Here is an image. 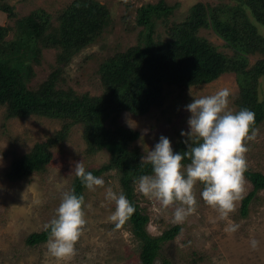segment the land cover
<instances>
[{
	"label": "trees",
	"instance_id": "1",
	"mask_svg": "<svg viewBox=\"0 0 264 264\" xmlns=\"http://www.w3.org/2000/svg\"><path fill=\"white\" fill-rule=\"evenodd\" d=\"M235 6H210L199 3L188 15L171 24L164 20L169 40L152 36L153 20L168 19L177 8L161 0L138 9V25L148 30L145 41L106 59L99 68L103 92L99 96L79 95L72 88H58L62 67L73 57L92 45L109 24V11L96 0H74L52 23L51 15L37 10L16 20L14 27L0 25V109L4 119L26 120L42 117L59 120L61 130L44 142L37 143L26 154L16 157L7 173L11 181L29 179L47 170L52 164L53 150L67 141L71 129L83 128L86 153L96 155L106 150L109 162L88 169L94 176L116 171L120 176L123 194L136 211L126 222L129 231L140 243L141 264H156L163 259V248L180 234V226L164 230L160 236L148 231L150 216L135 200V186L142 175L153 174L152 166L141 163L144 156L133 143L141 133L120 125L121 114L128 112L145 116L161 109L167 95L181 93L191 87H201L234 73L240 86L235 101L237 111L249 109L255 113L256 126L264 122V102H260L258 88L264 83V0H236ZM0 13L15 19L14 7L0 0ZM210 30L224 42L220 51L206 37ZM13 32L14 38L6 41ZM57 51L58 67L39 88H29L36 75L35 64L41 63L44 50ZM249 57L257 61L251 65ZM170 90V91H169ZM180 138L172 147L174 153L187 151ZM187 164L189 161L185 160ZM246 179L253 190L242 199L241 215L247 216L257 194L264 191V174L247 169ZM87 188L75 176L70 192L83 196ZM126 226V224L124 225ZM50 229L28 236L26 243L37 246L48 242ZM163 264H170L164 260Z\"/></svg>",
	"mask_w": 264,
	"mask_h": 264
},
{
	"label": "rangeland",
	"instance_id": "2",
	"mask_svg": "<svg viewBox=\"0 0 264 264\" xmlns=\"http://www.w3.org/2000/svg\"><path fill=\"white\" fill-rule=\"evenodd\" d=\"M74 0H5L14 7L15 19L0 13V25L14 27L16 20L43 10L51 15L56 23L59 15ZM109 11V24L94 43L73 57L71 62L62 67V79L58 88H72L79 95L102 94L99 76L100 65L116 53L142 44L148 30L138 25V9L148 3L157 4L161 0H96ZM167 6L178 5L168 19L153 20L152 36L163 41L169 40V33L164 22L170 24L183 20L190 9L199 3L215 6L226 4L235 6L236 0H163ZM264 34V29L262 31ZM201 36L214 43L220 51L226 50L224 42L210 30H203ZM10 32L6 41L12 40ZM57 51L44 50L41 63L34 65L36 75L29 83V88L37 89L58 67ZM253 65L256 57H249ZM231 91L230 108L237 112L235 101L241 91L237 76L228 73L218 80L188 88L183 93L175 90L167 95L161 109H154L145 116H135L128 112L121 114V126L138 131L141 136L133 143L143 155L154 150L161 136L168 138L172 147L180 138L181 132L190 131L188 120L191 113L186 110L193 98L212 95L221 88ZM170 91V90H169ZM260 102H264V83L258 88ZM63 123L42 117L26 120L4 119V109H0V264H141L139 260L140 243L129 231V227L116 229L109 220L115 211V203L107 199L106 189L123 193L120 176L116 171L104 173L100 178L105 181L103 188L95 191L87 189L85 196L86 227L77 242L76 254L70 260L59 261L48 252L47 243L29 246L26 239L33 233L44 231L45 225L56 217L64 192H70L75 178L74 165L83 161L86 170L100 167L109 162L108 151L96 155L86 153L83 128L75 126L69 138L53 150L52 164L46 171L33 174L23 181H11L8 170L13 160L28 153L35 144L41 143L61 130ZM259 134L255 141L247 142L248 170L264 174V122L258 126ZM245 196L252 190V184L245 177ZM202 184H197L194 191L198 201L197 209L181 223L174 222L173 209H164L158 202L146 198L137 191L135 200L143 212L150 216L148 231L153 236H160L172 226L182 228L180 234L163 248V259L170 264H264V191L257 194L249 207L247 216L241 215L242 200L236 204L235 212L227 220L220 219L218 211L209 207L201 196ZM243 197V198H244ZM237 225L235 232L225 231L230 225ZM258 242L256 248L252 241Z\"/></svg>",
	"mask_w": 264,
	"mask_h": 264
},
{
	"label": "clouds",
	"instance_id": "3",
	"mask_svg": "<svg viewBox=\"0 0 264 264\" xmlns=\"http://www.w3.org/2000/svg\"><path fill=\"white\" fill-rule=\"evenodd\" d=\"M230 96V89L225 87L212 95L193 98L186 106L191 113L190 131H182L181 136L186 137L187 151L174 153L170 140L161 136L154 150H148L141 159V163L152 166L153 174L139 177L137 191L162 208L173 209L176 223L196 211L194 189L198 183L203 185V201L218 211L222 220L235 212L245 195L246 144L256 140L259 128L253 111L231 110ZM185 160L189 163H183ZM74 174L89 191L105 186L104 179L87 171L83 161L75 163ZM106 197L115 203L109 220L120 229L136 209L123 193L117 194L110 187ZM85 207L83 196L64 192L56 217L45 225L50 229L48 252L57 260H70L76 254L75 246L87 224ZM237 228L232 224L225 231L235 232ZM257 244L252 241L253 248Z\"/></svg>",
	"mask_w": 264,
	"mask_h": 264
}]
</instances>
